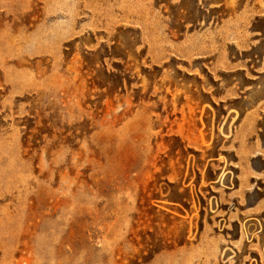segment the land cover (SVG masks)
<instances>
[{
    "label": "rangeland",
    "instance_id": "obj_1",
    "mask_svg": "<svg viewBox=\"0 0 264 264\" xmlns=\"http://www.w3.org/2000/svg\"><path fill=\"white\" fill-rule=\"evenodd\" d=\"M262 100L264 0H0V264H264Z\"/></svg>",
    "mask_w": 264,
    "mask_h": 264
},
{
    "label": "crops",
    "instance_id": "obj_2",
    "mask_svg": "<svg viewBox=\"0 0 264 264\" xmlns=\"http://www.w3.org/2000/svg\"><path fill=\"white\" fill-rule=\"evenodd\" d=\"M185 1H187V0H185ZM215 7H218V6H215ZM186 26L189 27L190 25H186ZM216 37H217L216 31L213 32V34L209 30L208 31H206V30L205 31H194L192 34L184 36L183 39H186V40L177 42L175 44L173 53L184 54V55L198 54V55H204V56L215 54L217 48L213 45V44H215L213 39H215ZM236 70H245V68H239ZM210 73L213 74L212 72H210ZM257 79H258V77L257 78H250L249 77V80L251 82H254ZM223 84L224 83H220L218 88H222ZM235 87H236V84L233 85V87L228 88L227 90L234 89ZM253 88H254V86H252V85L249 87H244L241 91V93L243 95H239L237 97H232V99L240 100V101H242V103H245V101L247 99H249L251 96L248 94V91H251ZM225 101H227V100H221V102H225ZM262 103H264V100H262L260 103H258V107ZM246 108L248 109V106H246ZM247 109H246V112L243 110L244 111L243 117L246 119L252 117L253 116L252 113L254 111L253 109L247 111ZM254 209L255 208H252L251 210H254ZM243 212L244 213H242V214L244 215L246 212L245 211H243ZM254 218H256V217H252L250 219H247L246 222L251 221V223L249 225L254 224V223L258 224V221L253 220ZM256 219H259V218H256Z\"/></svg>",
    "mask_w": 264,
    "mask_h": 264
},
{
    "label": "flooded vegetation",
    "instance_id": "obj_3",
    "mask_svg": "<svg viewBox=\"0 0 264 264\" xmlns=\"http://www.w3.org/2000/svg\"><path fill=\"white\" fill-rule=\"evenodd\" d=\"M242 213H244V212H242ZM252 220V219H251ZM253 220H255V221H258V224H251V226H256V227H258L259 228V226H260V228H261V231L263 230L264 231V224H262L261 222H260V220L259 219H256V218H254ZM262 220H264V219H262ZM263 238H264V234H263ZM254 250H255V248H254ZM253 261H257L256 259H253Z\"/></svg>",
    "mask_w": 264,
    "mask_h": 264
}]
</instances>
